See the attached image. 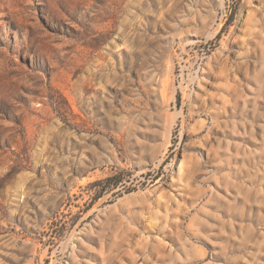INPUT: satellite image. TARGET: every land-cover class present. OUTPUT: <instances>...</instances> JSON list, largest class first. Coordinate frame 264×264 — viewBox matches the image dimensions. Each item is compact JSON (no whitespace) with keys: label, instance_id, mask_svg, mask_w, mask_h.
<instances>
[{"label":"rangeland","instance_id":"374dc122","mask_svg":"<svg viewBox=\"0 0 264 264\" xmlns=\"http://www.w3.org/2000/svg\"><path fill=\"white\" fill-rule=\"evenodd\" d=\"M0 264H264V0H0Z\"/></svg>","mask_w":264,"mask_h":264},{"label":"trees","instance_id":"16d2710c","mask_svg":"<svg viewBox=\"0 0 264 264\" xmlns=\"http://www.w3.org/2000/svg\"><path fill=\"white\" fill-rule=\"evenodd\" d=\"M108 182L111 181V179L107 180Z\"/></svg>","mask_w":264,"mask_h":264}]
</instances>
